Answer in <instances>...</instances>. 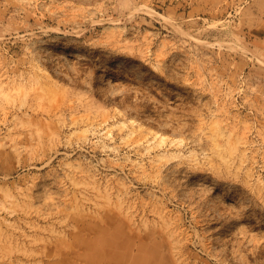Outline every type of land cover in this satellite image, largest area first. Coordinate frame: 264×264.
<instances>
[{"label": "rangeland", "instance_id": "374dc122", "mask_svg": "<svg viewBox=\"0 0 264 264\" xmlns=\"http://www.w3.org/2000/svg\"><path fill=\"white\" fill-rule=\"evenodd\" d=\"M0 264H264V0H0Z\"/></svg>", "mask_w": 264, "mask_h": 264}]
</instances>
